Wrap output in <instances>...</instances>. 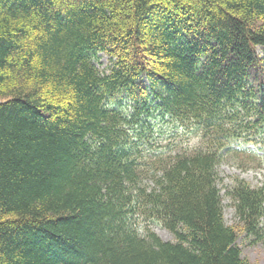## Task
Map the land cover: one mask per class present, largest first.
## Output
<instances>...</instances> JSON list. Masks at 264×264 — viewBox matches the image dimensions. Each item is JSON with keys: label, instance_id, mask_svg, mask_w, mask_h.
I'll return each instance as SVG.
<instances>
[{"label": "trees", "instance_id": "obj_1", "mask_svg": "<svg viewBox=\"0 0 264 264\" xmlns=\"http://www.w3.org/2000/svg\"><path fill=\"white\" fill-rule=\"evenodd\" d=\"M236 140L264 141V0H0V264H251L264 185L225 186L234 224L218 186Z\"/></svg>", "mask_w": 264, "mask_h": 264}, {"label": "rangeland", "instance_id": "obj_2", "mask_svg": "<svg viewBox=\"0 0 264 264\" xmlns=\"http://www.w3.org/2000/svg\"><path fill=\"white\" fill-rule=\"evenodd\" d=\"M108 58L100 54L99 68H105ZM168 129V128H167ZM196 131L192 126L186 128H172L170 132H162L155 137L152 145L153 150L163 153H173L176 149L183 148L191 150L198 143ZM232 150H227L218 165L219 188L222 193L223 216L227 224H234V209L231 199L224 194L225 186L231 184L234 178H241L251 187L264 185V141L259 144L247 142L235 143L230 145ZM151 184L150 182H147ZM264 225V219L262 220ZM152 230L163 240H173L172 234L160 224L150 222ZM264 236V234H263ZM241 233L237 238V245L241 250V255L251 264H264V237L262 240L255 241Z\"/></svg>", "mask_w": 264, "mask_h": 264}]
</instances>
